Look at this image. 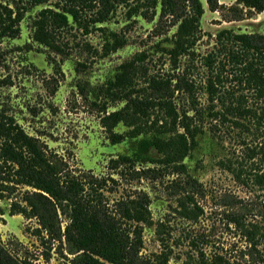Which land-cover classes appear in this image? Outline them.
Wrapping results in <instances>:
<instances>
[{
  "label": "rangeland",
  "instance_id": "1",
  "mask_svg": "<svg viewBox=\"0 0 264 264\" xmlns=\"http://www.w3.org/2000/svg\"><path fill=\"white\" fill-rule=\"evenodd\" d=\"M55 1L26 11L22 0H0L23 14L20 35L0 38V111L14 116L29 134L40 139L49 153L66 161L75 174L109 180L104 192L112 210L117 209L116 201L121 197L148 193L153 224L144 230V255L160 253L170 246L169 264H204L202 260L216 256L232 264H264L261 261L264 240L258 245L260 253L252 250L243 225L256 223L264 228V189L258 184L245 183L225 165L228 160L235 164L243 161L250 170L257 163L255 168L264 171L259 155L251 158L248 149L263 142V134L256 136L238 127L225 129L219 123L216 127L207 121L205 114V134L185 159L188 172L178 173L160 161H136L113 168L112 159L133 156L139 150L142 136L114 143L102 123L107 113L125 105V101L109 102L102 88L115 77L119 66L137 52H146L145 63L150 73L177 74L188 65L195 80L203 82L201 60L215 46L218 31L233 28L264 34V11H251L237 0H201L205 13L201 37L193 48L195 54L182 55L179 68L174 69L167 49L173 46L171 36L177 25L168 26L167 20L159 22V13L154 18L128 19L124 6L118 7L113 17L102 24L126 39L125 45L114 52L105 49L107 33L100 30L88 35L78 28H74L72 35L67 32L63 36L71 43L64 53L40 44L34 38L35 18L42 9L54 7ZM174 100L179 110L200 117L192 109L185 90L177 91ZM207 104V95L199 90L198 106ZM127 130L123 123L115 128L119 133ZM150 154L161 158L155 149ZM31 189L16 187L12 198L1 200L2 243L22 259L42 264H73L75 254L70 253L63 235L67 222L60 212L56 226L61 238L46 232L39 234L36 217L11 213L12 201ZM188 194L194 196L203 210L196 220L179 211L180 199ZM235 216H240L242 221H235ZM162 237L167 238L168 246Z\"/></svg>",
  "mask_w": 264,
  "mask_h": 264
},
{
  "label": "trees",
  "instance_id": "2",
  "mask_svg": "<svg viewBox=\"0 0 264 264\" xmlns=\"http://www.w3.org/2000/svg\"><path fill=\"white\" fill-rule=\"evenodd\" d=\"M24 9L46 4L50 0H22ZM251 11L263 12L264 0H237ZM125 7L126 18H154L168 26L177 25L171 36L173 46L167 49L173 68H179L182 55H194V46L201 37V20L205 8L201 0H56L54 7L42 9L34 21V38L40 44L64 53L71 40L64 34L78 28L88 35L94 30L107 33V52H114L126 43L124 36L103 26ZM159 8V10H158ZM22 12L0 3V38L18 37ZM89 44L86 43V46ZM146 52H137L119 66L113 79L102 88L109 102L125 101V105L102 118L104 127L114 143L142 136L139 150L133 156L112 159L113 168L125 167L136 161H160L175 172H188L185 159L199 146L205 134V117L214 126L241 128L243 132L264 135V34L240 32L224 28L216 34L213 49L203 56V82L195 80L188 65L177 74L150 73ZM185 90L196 114L179 110L175 93ZM207 95L208 104L198 106V91ZM106 109V106L104 107ZM199 120H202L199 122ZM123 123L126 133L115 128ZM219 123V124H218ZM247 145H249L247 143ZM155 149L161 158H153ZM250 157L259 155L264 162V140L248 146ZM257 157V156H256ZM225 165L247 184L264 189V171L248 170L243 161ZM150 170V169H149ZM148 173V171H145ZM245 175L246 178H243ZM116 181L114 178H110ZM106 178L80 176L69 165L44 148L39 138L29 134L14 116L0 111V214L1 200L12 198L16 187L27 186L20 198L11 203L12 214L36 217L39 234L62 237L56 226L59 212L65 217V237L73 264H169L170 246L154 255H144V230L153 224L151 200L146 192L127 195L116 201L112 210L105 201ZM251 181V182H250ZM180 213L196 220L203 211L194 196L180 199ZM235 221H242L235 216ZM252 250L264 240V228L256 223H243ZM163 226V224H161ZM164 232L165 231H161ZM165 245L166 237H162ZM251 258L254 253L251 252ZM264 263V254L261 256ZM204 264H232L222 256L202 260ZM0 264H42L19 258L10 252L0 239Z\"/></svg>",
  "mask_w": 264,
  "mask_h": 264
}]
</instances>
